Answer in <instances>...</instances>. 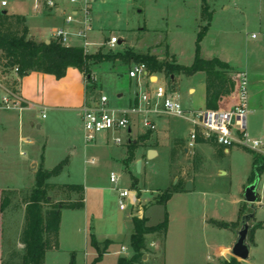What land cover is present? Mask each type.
<instances>
[{"label": "rangeland", "instance_id": "obj_1", "mask_svg": "<svg viewBox=\"0 0 264 264\" xmlns=\"http://www.w3.org/2000/svg\"><path fill=\"white\" fill-rule=\"evenodd\" d=\"M35 1L9 0L8 6L2 8L0 0V10L23 13L36 35L51 38L59 25L50 16L35 13ZM67 1L62 6L67 9V16L73 9H78L76 23L69 24L71 29L83 28L81 21L88 17L90 52H155L164 59L170 44L179 61L190 64L194 59L198 33L210 23L209 35L202 42V56L221 57L238 72H246L247 132L251 140L263 142L257 151L264 158V0H91L89 4L85 0ZM199 1H202V10ZM112 36H117L122 42L112 46L109 43ZM78 40L83 41L82 38ZM135 64L117 60L93 67L94 79L100 85L98 95L108 97L110 109L124 110L130 106L132 79L129 70ZM42 76L33 71L19 81V86L22 80L24 86L30 85L35 96L41 98L45 95L50 99L43 103L50 107L43 110L46 116H42L39 108L36 113L43 122L42 128L26 123L27 112L19 114L0 110L3 117H9L7 128H0V188H32L43 153L48 169L62 159L70 158L71 162L63 172L49 180L56 184L49 188L52 204L47 207L60 201L79 200L83 196L85 209H62L59 247L46 251L43 264H70L73 254L78 264L91 263L98 255L89 245L92 233L113 241L97 264H117L119 256H131L129 236L134 231L132 196L125 199L128 205L122 208L119 189L127 188L137 193L141 198L138 208L147 206L145 214L149 225L160 223L165 212L169 213L175 246L181 247L188 229L187 264H209V248L205 245L208 239L223 245L232 243L230 247L233 246L237 230L241 227L240 209L243 215L255 212L250 222L252 226L264 221V199L262 204L256 202L254 206L245 200V190L254 172L253 154L249 148L234 144L226 152L223 147L220 150L213 144L196 141L194 147L186 152L185 147L189 146L191 133L197 126L188 119L173 115L157 116L156 131H146L134 121L131 133L127 129L102 132L93 141H87L83 120L78 109L74 108L78 100L67 99L65 94L57 91L53 82L60 79L53 74L46 75L45 79ZM190 80V76L184 75L175 83L171 77L165 76L164 80L161 76V81H166L172 91H176L178 86L179 100L187 111L203 106L200 93L196 96L188 93ZM132 82L135 85L136 81ZM79 100L82 102V95H79ZM20 117L25 121L21 136L33 137L38 148V162L34 170L31 167L30 144L19 140ZM133 119L138 120L136 116ZM119 136L122 142L117 143L115 138ZM233 137L236 141L241 138L236 128H233ZM176 139H182L185 146L173 161L172 150ZM151 148L156 150L153 156H150ZM196 153L201 159L198 169L195 168ZM139 160L143 162L140 172L137 170ZM112 173L118 176L117 182L111 181ZM181 178H191L192 189L174 193L166 205L156 203L164 191ZM74 184L81 185L83 192L68 187ZM258 194L264 195V170L260 173ZM13 198L21 205L10 207L3 214L2 259H7L13 251L25 252L18 239L25 224V202L21 195ZM187 210L191 216L188 222L184 218ZM204 214L209 218L236 221L237 227H216L217 233L211 234L204 229L201 218ZM258 229L255 232L257 245L251 243L250 259L242 261L244 264H264V228ZM151 238L153 242L154 236ZM156 240L161 242L160 238ZM152 242L150 247L154 248ZM164 250L161 248L154 254L146 253L141 264H165Z\"/></svg>", "mask_w": 264, "mask_h": 264}, {"label": "trees", "instance_id": "obj_2", "mask_svg": "<svg viewBox=\"0 0 264 264\" xmlns=\"http://www.w3.org/2000/svg\"><path fill=\"white\" fill-rule=\"evenodd\" d=\"M210 27V23L204 26L198 33L196 40V53L192 64L183 65L177 63L176 59L169 54L167 47V57L161 59L153 53H136L132 51L109 53L103 50L96 52L86 51L82 45H66L60 40L51 39L49 43L38 41L30 35L27 18L24 14L7 12L0 10V72H10L18 68L17 75L10 80L12 85H19V78L30 74L33 71L53 74L57 79L66 76L70 67L79 69L85 78V104H90L97 100L100 85L95 81L93 67L103 62L123 63L131 62L144 63L149 73L165 74L172 77L175 74L193 76L203 73L206 83V109H219L221 99V89L226 84V74L232 73L235 69L226 61L214 57L206 59L201 53V44ZM168 46V45H167ZM233 85V84H232ZM198 143H209L224 149L217 136L206 137L200 131L197 137ZM185 142L176 139L172 150V159L178 158L180 149H183ZM247 148V147H245ZM221 150V149H220ZM254 159L253 182L256 172L259 174L264 170V158L257 150L250 149ZM195 168L200 167L201 159L198 153L195 154ZM68 159H63L55 167L48 169L44 165V159L36 172L35 184L27 190H6L0 189V264H43L45 253L48 249L59 247V233L61 226V211L63 208L84 209L85 201L81 196L79 200L60 201L55 206L50 200L49 188L53 185L49 180L60 175ZM187 180L181 178L175 185H172L164 194L156 200V203L166 205L174 193L186 190ZM72 190L83 192L81 185H69ZM21 195L25 202V224L20 234V242L25 247V252L13 251L7 259H2V218L4 212L10 207H17L21 202H15L14 196ZM147 209L145 206L144 210ZM244 213L241 209V217ZM134 232L130 237L131 256H119L117 264H141L144 262L146 253L152 252L150 247L153 240L161 239V248L165 249L166 235L169 226V213L166 211L163 221L156 225H149L146 216L133 215ZM209 222L219 228L237 227L238 222H226L217 219H210ZM264 228V222L252 226L249 233L250 243L254 242L256 229ZM113 241L106 239L98 240L92 233L89 238V245L97 252V256L89 264H97L102 260V256L107 253ZM103 246V247H102ZM165 251V250H164ZM70 264H78L73 254ZM224 264H244L237 257L232 256Z\"/></svg>", "mask_w": 264, "mask_h": 264}, {"label": "built area", "instance_id": "obj_3", "mask_svg": "<svg viewBox=\"0 0 264 264\" xmlns=\"http://www.w3.org/2000/svg\"><path fill=\"white\" fill-rule=\"evenodd\" d=\"M58 0H37L35 8H38L42 3L47 8H54ZM76 2L77 0H70ZM91 0H85L89 4ZM9 4V0H1V7L5 8ZM69 23L74 21V15L68 16ZM83 28L77 32H71L67 27H57L53 31V39L60 40L66 45H69L72 35L83 39L82 46L86 51L91 42L87 39L88 17L81 21ZM256 35L254 34V37ZM119 42L117 36H112L109 43L115 46ZM18 68H14L10 72H0V110L14 111L22 113L26 109L33 107L22 95L20 86L14 87L10 82L11 78L17 75ZM156 74L149 73L147 66L144 63H137L129 70V77L137 82L139 91L136 94L133 103L124 110H113L109 108V99L106 95H101L97 100H93L90 104H84L82 108V120L87 141H93L98 134L102 132L121 131L132 129L133 122L141 124L146 131H156L157 122L155 117L161 115H173L192 121L197 129L191 133V140L188 149L194 147L199 131L206 137L215 135L219 142L229 151V147L234 144L241 145L253 150H258L263 142L251 140L247 132V78L246 73L241 74L239 94L240 99L237 105L229 110L219 109H201L187 111L184 109L179 98L172 95L166 84L160 83L154 86L152 77ZM21 78L18 80L20 81ZM138 120H134L133 117ZM234 118V122L232 119ZM233 128H236L240 134V140L236 141L233 137ZM131 133V132H130ZM117 143L122 142L121 137L115 138ZM93 162V161H92ZM112 182L118 181V176L112 173L110 176ZM120 191V206L126 208L128 203L126 198L132 196L131 205L134 210L133 215L142 216L143 208H138L139 198L131 189H119ZM124 250L125 246L122 247Z\"/></svg>", "mask_w": 264, "mask_h": 264}, {"label": "crops", "instance_id": "obj_4", "mask_svg": "<svg viewBox=\"0 0 264 264\" xmlns=\"http://www.w3.org/2000/svg\"><path fill=\"white\" fill-rule=\"evenodd\" d=\"M36 2H37V0L35 1V4H34L35 13L41 14V15H44V16H50V18L53 20V22L56 25H59V27H67L73 33L78 31V30H73V29L70 28V26H69L70 23L67 21V19H68L67 9L66 8L63 9L64 7H62L68 2L67 0H58L57 1V5L54 8H47L42 3L40 4V6L38 8H35ZM198 5H199V7L202 10V1H199ZM206 9H207V7H206ZM209 13H210V11H209ZM21 14H23V13H21ZM70 15H74V21L73 22H75L76 21V16L78 15V9H73ZM201 15H202V12H201ZM73 22H71V23H73ZM27 24H28V22H27ZM28 26H29V29H30V35L32 37H34L36 40L44 41L46 43H49L50 40L52 39V37L51 38H49V37L42 38V37L36 35L33 32L31 26L29 24H28ZM209 32H210V28H209V30H208V32H207V34L204 37L202 42L205 41V38H207V36L209 35ZM74 39L78 40L79 37L75 36V35H72L71 41H74ZM119 41L122 42V40H119ZM82 43H83L82 40H78V42H73V43L70 42L69 45H82ZM168 47H169V51L168 52H170V55H172L176 59L177 63L183 64V65H190V64L193 63L194 59H193L192 63H190V64L181 63L179 61L180 59L178 58V55L174 52V49H173L172 45L168 44ZM195 53H196V42H195ZM201 53L203 55V44H201ZM153 54H157V53L153 52ZM203 57L206 58V59H211V58L218 57V56H208V57L203 56ZM160 58L162 59V57H160ZM194 58H195V54H194ZM218 58L222 59L221 57H218ZM222 60L226 61L225 59H222ZM226 62H228V61H226ZM243 72H245V71L244 70H240L238 72L236 70V72L234 71L232 73L226 74V77H225L226 78L225 79L226 80V82H225L226 84H224L222 86V89H221V99H220V108H219V110H229V109H232L235 105L238 104L239 99H240V94H239L240 81H241V77L240 76H241V74ZM39 73L43 75L42 76L43 79H45L46 75H48L47 73H41V72H39ZM161 76L165 80L164 74H156L155 77H152V82L153 83L152 84L148 83L147 86L148 87H149V85L150 86H154L157 83L160 84V83H163V82H164V84L167 85L166 81H161ZM183 76L184 75H181V74H175V75H172L171 79L175 83H178V80L179 81L182 80ZM190 77H191L192 80H190V82H188V85H187L188 86L187 87L188 93L191 94L192 96H196L197 94L200 93V96L202 97V100H203L202 101L203 106L200 107V108L199 107L194 108L193 110L205 109L206 108V83H205L204 75H203V73H198V74L190 76ZM49 79H50L49 81H52L51 78H49ZM132 81H133V79L131 80V88H132V90L130 92V94H131L130 105L133 103L134 98H135L136 94L139 91V86L137 85V82L134 85V83ZM53 83H56L57 91L60 92L61 94H65L67 96V99H71V100L72 99H76V100H78V102L75 103L74 108L78 109L79 114H80V118H82V108H83V106L85 104V84H86L83 73L79 69L70 67L68 69L67 74H66L65 77H63L60 80H58V82H53ZM24 85H23V80H22V84L20 85V91H21L22 95L24 96V98L31 105H33V107H30L29 109H26L24 111V112H27L26 113L27 114L26 115V121H27L26 123L29 126H31V127L42 128L43 127V122H40V118L37 117L36 113H37V110L39 108L40 110H42V116L45 117L46 114L44 113L43 110H45L47 108H50V107H47L43 103L45 101H49L50 99L47 98V96H45V95H43L41 98L35 96L34 95V91H32L31 88H30V85H27V86H24ZM169 91H170V93L172 95H174V96H176L178 98L180 97L178 86H177V90L176 91H172L170 88H169ZM79 95H82V102H80V100H79ZM54 108H56V107H54ZM55 111H57V110H55ZM5 113H7V112H5ZM3 116L4 115L1 113L0 114V128L6 129L7 126L9 125V119H8L9 117H3ZM161 116H165V115H161ZM161 116H158V117H161ZM156 118L157 117H155V121H156ZM18 124L20 126V132H19L20 138H19V140L23 141V142H26L27 144H30V147H29L30 149L29 150H30V155H31V167H32V170H34V165H36V163L38 162L37 152H36V150L38 148H36V146H35L36 145L35 139H33V137H30L29 135L21 136L22 126L24 127V124H25L24 118L22 120V118L20 117L19 121H18ZM132 131H133V127H132L131 130H129V132H132ZM151 149H153V148H151ZM153 150H155V149H153ZM185 151L189 152L190 150L187 147H185ZM225 151L228 152L226 149H225ZM42 157L44 159V153H43ZM67 159H68V164H69L71 162V160H70V158H67ZM92 161L94 162V160H92ZM68 164L66 166H68ZM44 165H45V159H44ZM45 167H46V165H45ZM189 180H192V179L191 178L187 179V182ZM50 183L51 184H56L55 182H51V181H50ZM193 188H194V185H193ZM16 190H19V189L17 188ZM258 196H259V198H258L257 202L259 204H262L263 203V199H264V195H262V194L259 195L258 194ZM137 197H138V195H137ZM139 201H141V198H139ZM133 214H134V210H133L132 216H133ZM240 214H241V209L239 210V218H240ZM143 215L146 216L144 209H143L142 216ZM190 217L191 216H190V214L188 213V210H187V213L184 216V218H186V220L188 222L189 220H191ZM201 218H202V222H203V225H204V229L206 231L207 230L210 231L211 234H214V235L217 233L216 232L217 228H216V226L212 225L209 222L210 219H217V220H221V221L230 222L228 220H224V219H220V218H216V217H210L209 218L208 215H205V214L202 215ZM61 222H62V219H61ZM232 222H234V221H232ZM171 229H172L171 228V219H169L168 234H167L166 245H165V264H187L186 256H187L188 250L186 249L187 248L186 246L188 244V237H189L188 229H187V235L185 234V238H184V241H183L184 245L181 244V247L175 246V239L172 237ZM133 232L130 234L129 237H131ZM20 234H21V232L18 235V239H20ZM94 234L96 235V233H94ZM97 238L100 241H102V240L104 241L106 239H110V238L101 239L99 236H97ZM19 243H20V241H19ZM253 243L255 245H257V241L255 240V233H254V242ZM230 244H232V243H229V245H223V244L219 243L216 240H212V241H210V239L206 240V242H205L206 248H209V251L207 252V254H208L207 258L210 260L209 264H224L225 261L230 260L231 257H232V256H228V253L230 254L231 249H232V247H230L231 246ZM152 245L154 246V248H152L153 254L156 251L161 249V242H159L158 240H154L152 242ZM22 248L25 249L24 245H23ZM18 249H20L19 246H18Z\"/></svg>", "mask_w": 264, "mask_h": 264}, {"label": "water", "instance_id": "obj_5", "mask_svg": "<svg viewBox=\"0 0 264 264\" xmlns=\"http://www.w3.org/2000/svg\"><path fill=\"white\" fill-rule=\"evenodd\" d=\"M4 13H7V10H3ZM234 122V118L232 119ZM131 130V129H130ZM187 151V150H186ZM150 156L156 154V151L153 149L149 150ZM143 162L141 160L137 163V170L142 171ZM260 182V174L256 172L255 178L252 183L248 185L245 190V200L250 203L252 206L258 201V185ZM186 188L188 190L192 189V181L187 182ZM255 217V212L247 213L242 216L241 227L237 230V239L232 246L231 253L232 256L237 257L241 261H247L250 259L251 252V243L249 241V233L252 228L251 220ZM146 258V255L144 256Z\"/></svg>", "mask_w": 264, "mask_h": 264}]
</instances>
